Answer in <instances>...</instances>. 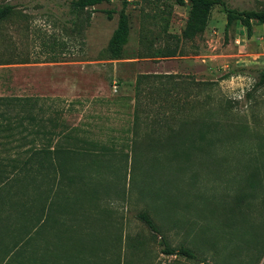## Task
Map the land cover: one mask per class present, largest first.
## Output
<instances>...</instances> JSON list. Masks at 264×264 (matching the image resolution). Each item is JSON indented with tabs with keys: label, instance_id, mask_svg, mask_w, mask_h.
<instances>
[{
	"label": "rangeland",
	"instance_id": "obj_1",
	"mask_svg": "<svg viewBox=\"0 0 264 264\" xmlns=\"http://www.w3.org/2000/svg\"><path fill=\"white\" fill-rule=\"evenodd\" d=\"M70 1L0 0L13 6L0 19V127L26 116L10 135L0 130V162L31 148L65 151L63 168L0 179V264L20 253L19 207L35 189L51 199L45 207L74 195L108 209L107 225L66 239L59 264L68 253L69 264H264V86H255L264 24L225 30L216 5L203 34L183 39L188 2L133 0L125 58L103 59L121 2L75 12ZM165 49L175 55L157 56ZM140 73L175 75L144 80L136 96ZM162 239L197 259L162 253Z\"/></svg>",
	"mask_w": 264,
	"mask_h": 264
},
{
	"label": "trees",
	"instance_id": "obj_2",
	"mask_svg": "<svg viewBox=\"0 0 264 264\" xmlns=\"http://www.w3.org/2000/svg\"><path fill=\"white\" fill-rule=\"evenodd\" d=\"M111 0H71L70 1V7L75 12H81L84 9H87L88 7H92L96 4L102 3V2H110ZM122 4V8L118 12V19H117V25L115 29L113 30L108 43L105 48V53L103 54V59H123L124 57V48L126 43L128 42L129 38V32H130V25L128 20V14L126 12V7L130 3V1L133 0H119ZM156 2H162V3H169L168 5L170 8L173 7V5H184L186 2L189 3V10H188V16L186 19L185 27L182 30V38L183 39H192L195 36L201 35L204 30L207 27L208 20L211 16L212 9L216 5H221L223 8V11L226 12V24H225V30L230 26V24L234 20H238L242 25L245 26L247 34H250L252 31V21H256L259 23L264 24V7L263 8H252V9H237V8H229L227 6V2L225 0H156ZM13 10V6L11 4H4L0 6V19L5 18L8 16ZM164 11V10H162ZM170 14V11L168 12ZM157 17V15H155ZM162 16V15H161ZM161 16H158V18H161ZM157 56L159 57H169L175 55V50L172 49H165V50H158ZM175 74H151V73H140L136 76L135 79V94L138 96L139 94V88L141 87V84L144 82V80L149 79L150 77H173ZM255 86H264V69L260 70L257 75V80L255 82ZM138 111V105H135V111ZM137 114V113H136ZM26 116H20L18 119H21L13 124L9 120H6L4 124L1 125L0 130L7 131L9 133L6 134V136L10 135V132L13 131L18 125H22V119ZM28 117V116H27ZM30 120L34 119V116H29ZM15 124V125H14ZM212 124L211 122H205L203 125L209 126ZM33 132H36L33 131ZM44 133V131L42 132ZM51 146H47L45 148H31L27 152V156H25L24 159L19 160V158H10L6 162H0V179L1 178H7L9 175H13L14 173H34L39 172V169L48 170L53 169L57 166L63 168L61 165L64 164L65 161V151L63 148H52ZM6 163V164H5ZM11 166V170L8 172H5L6 170L3 169V166ZM41 171V172H43ZM4 181V180H3ZM2 181V183H3ZM38 190V189H35ZM38 197L41 200H44L45 198L43 193L39 190ZM41 197V198H40ZM49 204L51 202H48ZM138 217L147 225V227L155 232L158 233L159 229L157 225L153 222L149 214L142 210L138 213ZM164 247L162 248V253L166 255H182L189 259H197L196 254L189 249L186 246H179L178 248L169 246L164 239L161 240ZM49 245L53 246V258L49 262V264H59L57 262V251L54 249V245L51 244V241L46 242ZM28 245L29 248V258L27 261L21 260V250L18 254L15 252V250L10 254L9 257L5 258L1 264H46L44 263V245L42 248V252L39 254L37 253V246L35 247L34 244L27 243L24 246ZM21 246V245H20ZM31 247V248H30ZM22 248V246H21ZM68 252V251H67ZM65 252V253H67ZM15 253V254H14ZM14 254V256H12ZM64 262L62 264H69L68 262L71 260V257L68 253V255H65ZM203 260H198V262H201ZM75 263V262H74ZM71 264V263H70Z\"/></svg>",
	"mask_w": 264,
	"mask_h": 264
},
{
	"label": "crops",
	"instance_id": "obj_3",
	"mask_svg": "<svg viewBox=\"0 0 264 264\" xmlns=\"http://www.w3.org/2000/svg\"><path fill=\"white\" fill-rule=\"evenodd\" d=\"M89 62L91 61H86L85 64H89ZM38 193V190H34L32 195L23 201L24 205L19 207L21 260L27 261L29 258L28 245L24 246L29 239H33L31 244L37 246V253L39 254L42 252L46 239L50 240L53 245L63 247L65 245L62 244L67 243L66 239L69 240L77 232L84 234L91 227L96 229L102 224H108V209L107 207L103 208L96 200L67 195L63 197L62 203L53 202L52 206L45 207L44 200L39 199ZM48 202H51V199ZM14 220L11 216H5L6 223L13 224ZM8 232L15 233V230L8 228ZM54 249L58 253L68 251L64 247L62 250H58L56 247Z\"/></svg>",
	"mask_w": 264,
	"mask_h": 264
}]
</instances>
